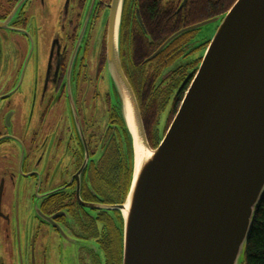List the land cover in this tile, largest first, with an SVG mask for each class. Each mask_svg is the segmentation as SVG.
<instances>
[{
	"label": "flooded vegetation",
	"instance_id": "af4514ba",
	"mask_svg": "<svg viewBox=\"0 0 264 264\" xmlns=\"http://www.w3.org/2000/svg\"><path fill=\"white\" fill-rule=\"evenodd\" d=\"M237 1L124 0L121 67L152 148L210 45L206 22ZM111 4L0 0V264H122L134 154L107 70Z\"/></svg>",
	"mask_w": 264,
	"mask_h": 264
},
{
	"label": "water",
	"instance_id": "95a60500",
	"mask_svg": "<svg viewBox=\"0 0 264 264\" xmlns=\"http://www.w3.org/2000/svg\"><path fill=\"white\" fill-rule=\"evenodd\" d=\"M123 3L110 5L107 43L134 154L122 264H242L264 196V0L206 22L210 45L157 148L121 67Z\"/></svg>",
	"mask_w": 264,
	"mask_h": 264
},
{
	"label": "trees",
	"instance_id": "16d2710c",
	"mask_svg": "<svg viewBox=\"0 0 264 264\" xmlns=\"http://www.w3.org/2000/svg\"><path fill=\"white\" fill-rule=\"evenodd\" d=\"M132 164L133 161L131 162V165ZM132 171H133V165H132ZM132 171H131V175H132ZM255 213L256 214L252 223L253 226L251 228L250 237L246 245L247 248L244 255L245 258L242 264H264V196L260 200V205L258 206Z\"/></svg>",
	"mask_w": 264,
	"mask_h": 264
},
{
	"label": "rangeland",
	"instance_id": "374dc122",
	"mask_svg": "<svg viewBox=\"0 0 264 264\" xmlns=\"http://www.w3.org/2000/svg\"><path fill=\"white\" fill-rule=\"evenodd\" d=\"M203 33H204V31H201V34H203ZM210 33H211V36H212V34H213L212 31H210Z\"/></svg>",
	"mask_w": 264,
	"mask_h": 264
}]
</instances>
